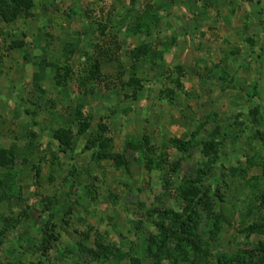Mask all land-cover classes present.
<instances>
[{"label": "rangeland", "instance_id": "obj_1", "mask_svg": "<svg viewBox=\"0 0 264 264\" xmlns=\"http://www.w3.org/2000/svg\"><path fill=\"white\" fill-rule=\"evenodd\" d=\"M95 65L101 81L86 82ZM55 67L70 70L60 84ZM131 72L140 88L120 86ZM253 108L264 117V0H0V264L83 263L96 242L132 243L131 264H256L264 120ZM201 169L221 194L196 206L204 251L157 247L152 210H183L179 183ZM44 224L57 236L40 256ZM118 256L89 264H129Z\"/></svg>", "mask_w": 264, "mask_h": 264}, {"label": "trees", "instance_id": "obj_2", "mask_svg": "<svg viewBox=\"0 0 264 264\" xmlns=\"http://www.w3.org/2000/svg\"><path fill=\"white\" fill-rule=\"evenodd\" d=\"M21 3H24L25 0H19ZM27 1V0H26ZM92 10H89V13H85L86 14H91ZM13 16L16 15V13L12 14ZM5 19V18H4ZM6 20V19H5ZM10 20V19H8ZM98 25V29L100 34H103V26L100 23L97 24ZM110 43L112 46H114V48L118 49L119 45L115 39V35L110 33ZM93 50L96 51V53H100L101 58L106 59V60H112V55L109 54L108 52H103L102 51V46L98 41H95L93 43ZM138 49L136 51V53L133 54L134 58L139 57L138 56ZM174 70L176 71V73H180L182 71V67L180 65H175ZM53 70V69H52ZM70 70L68 69V67H55L54 68V76H55V83L56 84H60L61 81L66 80L68 74H69ZM101 75L98 71V69L96 68V65L93 66L92 68L89 67L88 71H86V76L84 79H86L87 81H97L100 82L101 81ZM123 85H131V86H136L140 88L141 83H139V80L134 78V74L131 72L129 77H128V81L125 82H120V86ZM176 85L178 86V84L176 83ZM132 88V87H131ZM166 98H170L168 95H165ZM252 115V120L254 122L256 121H260L262 122L264 120V117L261 116L259 114V110L257 108H253V110H251ZM84 127V125H83ZM81 127V128H83ZM217 132V131H216ZM63 135V136H61ZM214 135V134H213ZM65 137L64 134H59V136L56 138V141H58L59 143H62L61 139ZM211 138H213L212 136H210ZM210 137L208 139H210ZM207 140V139H206ZM207 142L210 143L209 141H202V144H206ZM174 143L176 145V147L180 150H185L189 147L188 142L186 141H178V140H174ZM63 144V143H62ZM209 145H212V159H215L216 155H215V149L214 146L215 142L210 143ZM100 156V154H96V158H98ZM204 156V160L208 161L211 160L209 159L206 154H203ZM214 161V160H213ZM176 164V163H175ZM170 170L174 171L176 170L175 165H168ZM201 175H199L198 178L201 177V180H195L193 178H184L183 182L179 183V188L180 192L179 194L181 195H186V203L183 207V210L181 211H177L174 210L172 208H162L161 210H157V209H153L152 212L154 213V217L151 218V223L154 224L155 229L157 231L158 234H156L155 236L158 237V239H155V241L157 242V247H165V243L169 245V241L171 239H174V241L171 243V245L173 247L178 246V249L180 250L181 254L184 253L186 250L188 251V253L193 254V251L197 254V252L199 251H204V248L201 241H200V237L196 234L195 228H197V222L199 220V213H198V208H203L205 209L207 212L209 210H212V201H210V197H214V198H218L219 200H221V194L220 193H216V188L213 187V184L208 180L207 183L204 184V182L207 179H210L211 177L214 176V172H208L206 169L205 171L203 169H201L200 171ZM178 188V190H179ZM203 188V189H202ZM199 205L200 207H198L196 209V206ZM200 208V209H201ZM247 215H252L251 211L249 209H247L246 211ZM149 215L151 216L150 212ZM262 216H260L261 218ZM259 218V219H260ZM215 219V218H214ZM150 222V221H149ZM260 223L257 225H254L256 228H258L261 232L264 233V222L261 219L259 221ZM214 227H217V224H215V222L213 223ZM212 234H214V231L212 232ZM57 234L55 233L53 224H44V228H42V236H41V240L39 242L38 249H39V254L40 256H43L46 254V249H47V244L51 241V240H55L56 239ZM211 238L214 235H210ZM152 239V238H150ZM1 242V241H0ZM79 241L76 242V244H78V247L83 248V250L86 249V247H81L80 245L82 244L81 241L78 243ZM129 243H126V245L128 246V249L126 251H122V249H120L121 247H119V245H116V247L114 248V251H110L109 247L106 246H102V244H100L99 242L95 243V248L97 250L92 251V248H88L86 249V255L89 256V260L85 261V262H80L79 260L76 261V264H89L90 260H99L102 259L104 257L107 256H116L117 254H119L118 258L119 260L122 258H126L129 261V264H131V250H133L135 247L134 245L131 243V245H129ZM149 244H150V240H149ZM155 245L156 243H154L153 245H149L146 249L148 250V252H152L153 255L155 256V260H158V258H156L157 253L155 252ZM183 249V250H182ZM252 249L256 252H261L260 253V259L256 264H261L262 262H264V241H257L255 243V245L252 247ZM178 250V251H179ZM253 251V252H254ZM158 252V251H157ZM194 253V254H195ZM135 259V258H133ZM224 263H229V262H234L235 259H233V257H224L223 259ZM238 262H240L238 260Z\"/></svg>", "mask_w": 264, "mask_h": 264}]
</instances>
